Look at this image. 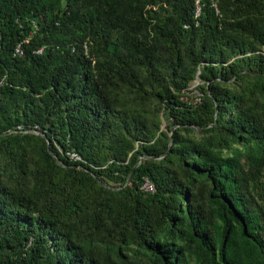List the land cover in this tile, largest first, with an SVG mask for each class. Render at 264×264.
Masks as SVG:
<instances>
[{
  "label": "trees",
  "instance_id": "obj_1",
  "mask_svg": "<svg viewBox=\"0 0 264 264\" xmlns=\"http://www.w3.org/2000/svg\"><path fill=\"white\" fill-rule=\"evenodd\" d=\"M200 6L0 0V264H264V0Z\"/></svg>",
  "mask_w": 264,
  "mask_h": 264
},
{
  "label": "built area",
  "instance_id": "obj_2",
  "mask_svg": "<svg viewBox=\"0 0 264 264\" xmlns=\"http://www.w3.org/2000/svg\"><path fill=\"white\" fill-rule=\"evenodd\" d=\"M196 16H199L200 11H201V6H200V0H196ZM67 157L72 160V161H80L81 160V156L73 151V150H68L66 152ZM143 187L150 192H154L155 188L154 186L149 182V180H146L145 183L143 184Z\"/></svg>",
  "mask_w": 264,
  "mask_h": 264
},
{
  "label": "rangeland",
  "instance_id": "obj_3",
  "mask_svg": "<svg viewBox=\"0 0 264 264\" xmlns=\"http://www.w3.org/2000/svg\"><path fill=\"white\" fill-rule=\"evenodd\" d=\"M197 83H198L197 81H196V82H194V83H193V85H192V87L196 86V85H197ZM195 93H197V92H195Z\"/></svg>",
  "mask_w": 264,
  "mask_h": 264
},
{
  "label": "water",
  "instance_id": "obj_4",
  "mask_svg": "<svg viewBox=\"0 0 264 264\" xmlns=\"http://www.w3.org/2000/svg\"><path fill=\"white\" fill-rule=\"evenodd\" d=\"M42 134V133H41ZM42 135H44V134H42ZM45 136V135H44ZM171 143H172V137H171V141H170V145H171ZM48 145H49V141H48ZM130 177V176H129Z\"/></svg>",
  "mask_w": 264,
  "mask_h": 264
}]
</instances>
